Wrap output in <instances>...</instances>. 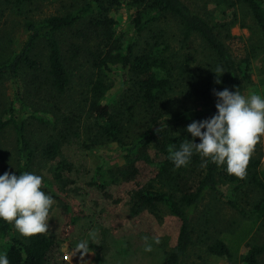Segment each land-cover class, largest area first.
<instances>
[{
	"label": "trees",
	"instance_id": "1",
	"mask_svg": "<svg viewBox=\"0 0 264 264\" xmlns=\"http://www.w3.org/2000/svg\"><path fill=\"white\" fill-rule=\"evenodd\" d=\"M6 2L20 8L30 0ZM240 3L253 17L264 41L263 3ZM123 9L130 12L126 31L117 18ZM199 12L183 0H79L64 14L27 21L28 36L20 52L0 58V82L9 83L15 95L5 115L0 116V138L13 127L18 176L25 171L38 174L44 166L50 177L42 190L65 203L67 191L77 189L80 197L113 198L111 217H119L120 205L128 208L131 217L150 213L159 220L167 211L178 225V237L158 264L183 263L195 244L197 214L207 198L227 205L245 220L256 215L264 222L261 160L251 157L241 178L230 175L226 165L217 167L209 162L201 167L198 154L180 169L168 159L169 145L179 148L185 138L192 139L188 132L184 134L188 125L183 122L204 120L216 113L213 89H238L243 94L251 82L250 60L238 62L227 46L229 28L236 24L234 15L229 22L212 24ZM217 67L224 72L219 77L221 84L215 82L213 70ZM117 68L125 85L118 97L106 103L115 87L112 76ZM70 94L73 98H66ZM198 97L213 102L187 110L188 102ZM162 122L167 127L158 132ZM111 144L118 145L126 161L117 172L100 167L94 173H81L66 154L72 151L79 156ZM0 161L3 174L9 169L1 152ZM81 175L89 180L76 187ZM248 187L253 191L252 205L249 196L242 194ZM70 209L62 240L76 231L79 217L87 219L88 226L93 223L85 214ZM203 218L209 225L206 214ZM112 229L117 235L116 222ZM249 234L242 230L233 240L216 239L208 251L232 260ZM85 237L83 232L81 238ZM0 240V253L7 255L10 264H70L61 241L49 232L24 237L12 223L0 220ZM90 250L99 264H105L102 246L90 242ZM263 256L264 244L253 245L242 264H260Z\"/></svg>",
	"mask_w": 264,
	"mask_h": 264
},
{
	"label": "rangeland",
	"instance_id": "2",
	"mask_svg": "<svg viewBox=\"0 0 264 264\" xmlns=\"http://www.w3.org/2000/svg\"><path fill=\"white\" fill-rule=\"evenodd\" d=\"M78 1L30 0L24 6L19 5L20 9L14 5L9 6L6 0H0V58L6 59L13 53L20 52L28 36L25 28L27 21L40 22L48 17L64 14L71 10ZM260 1L264 5V0ZM183 2L200 11L199 13L212 24L218 23L219 20L229 22V19L232 18L233 20L234 15L236 24L229 28L230 38L227 41V46L238 62L247 58L250 60L251 82L246 85L243 95L257 94L264 96V41L253 17L245 6L240 3V0H183ZM129 14L128 10L123 9L117 15L120 28L123 31L128 30L130 27L128 24ZM199 49L201 50L200 47ZM112 77H114L116 83L114 89L108 94L105 100L106 103L118 97L125 85L121 69L117 68ZM14 96L12 86L9 83L0 82V116L5 115L4 112H7L14 101ZM70 97L71 94L66 98ZM65 100L68 101V99ZM211 102H213L211 99L205 101L199 97L194 98L188 102L186 109L195 111L206 107L205 105L209 106ZM28 105L30 106L29 103ZM180 110H177V114ZM8 117L9 115L6 116V118ZM198 120H202V118ZM189 124L188 121L183 122V126ZM185 133H187L186 130H184ZM16 148V134L13 127H10L0 138V152L8 164V171L18 175L17 165L14 161L17 155ZM66 154L68 159L70 158L76 167L80 169L81 173L83 170L94 173L100 167L104 168L106 172L108 170L117 172L126 165V161L116 144L99 147L94 152H85L79 156L72 151ZM252 158L261 160L259 176L264 181V136H261L259 143L256 145ZM1 167L0 161V174ZM38 175L43 177V182L49 181V170L46 167H40ZM81 176L79 185L76 187L86 184L89 180V177ZM79 190L67 191L65 194L67 203L54 199L55 203L48 221L49 236H54L61 241L62 251L69 259L70 264H99L97 255L93 250L83 259L81 253L74 255L73 246L82 239L81 234L83 232L87 235L84 239H89L90 234H94L95 239L90 242L103 247L105 264H158L164 260L165 252L174 247L178 237V225L167 211L160 214L161 219L159 220H156L150 213L131 217L128 208L119 204V217H117L118 215L111 217L109 209L113 206V198L106 199L98 195L80 197L78 195ZM224 192L228 193L226 189ZM242 194L249 196L247 201L252 205L253 199L251 198L254 197L251 187L246 188ZM210 199L207 198L199 209L194 235L195 244L190 248L182 264H242V258L251 246L264 244V222L256 218V215H253L251 220H245L227 205L210 201ZM67 204H70L69 206L74 213L85 214L86 217L90 218L89 221L92 220L93 223L88 226L87 219L79 217L75 227L76 231H73L69 237L62 240L63 227L71 216V209ZM242 204L249 209L245 202ZM203 214L207 215L209 225H205ZM115 222L118 226L117 235L112 233L114 231L112 225ZM86 227L89 230H86ZM242 230L250 231V234L240 248L239 253L232 260L228 261L211 255L208 251V247L214 240H233ZM145 237H148L149 241L159 239L160 243L153 244L151 252H145ZM1 245L0 240V252L2 250ZM260 264H264V256L261 258Z\"/></svg>",
	"mask_w": 264,
	"mask_h": 264
},
{
	"label": "clouds",
	"instance_id": "3",
	"mask_svg": "<svg viewBox=\"0 0 264 264\" xmlns=\"http://www.w3.org/2000/svg\"><path fill=\"white\" fill-rule=\"evenodd\" d=\"M217 76L216 83L221 84L222 68L213 70ZM216 97V113L204 120H194L186 128L192 139L185 141L177 148L169 145L168 159L175 169L187 167L194 154L201 158V167L209 162L217 167H227V172L243 178L246 175L252 154L261 136H264V96L243 95L238 89H213ZM167 127L162 122L158 132ZM199 138L200 142H196ZM43 177L32 172H22L19 176L6 171L0 174V220L12 223L16 231L24 237L47 233L49 217L55 200L42 190ZM81 239L73 246V253L87 256L90 241ZM145 252L153 250V244L159 239L149 241L144 238ZM0 264H10L6 254L0 253Z\"/></svg>",
	"mask_w": 264,
	"mask_h": 264
}]
</instances>
